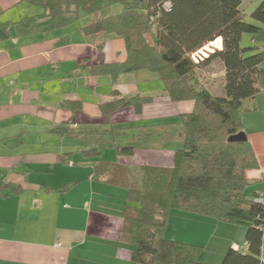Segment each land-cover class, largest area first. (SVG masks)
Segmentation results:
<instances>
[{
	"label": "trees",
	"instance_id": "trees-1",
	"mask_svg": "<svg viewBox=\"0 0 264 264\" xmlns=\"http://www.w3.org/2000/svg\"><path fill=\"white\" fill-rule=\"evenodd\" d=\"M21 1L43 8L41 15L22 19L23 26L39 18H92L119 6L118 12L91 19L81 30L85 36L99 38V48L109 39H120L125 59L85 65L88 73L108 76L115 85L121 76L147 71L161 81L170 103H192L188 112L177 114L176 122L137 127L128 143L112 144L118 155L129 157L135 152V143L177 142L171 166L99 162L93 167L96 180L124 187L129 203L134 204L126 206L121 229L122 240L132 246L131 262L206 264L199 257L202 246L164 237L169 214L179 211L244 229L246 251L229 247L219 264H264V175L259 181L262 191L248 196L246 190L252 183L244 171L257 167L256 158L247 140H227L241 131L243 102L263 85L264 0L249 14L240 9L241 0ZM243 34L249 35L250 45H240ZM218 38L220 48L200 60L202 63L192 60V53ZM212 59L223 66L222 96L211 94L196 73L199 65ZM110 97L99 105L107 120L126 108L139 115L153 99L139 93L122 96L117 90ZM67 106L75 109L80 104L68 101ZM115 131L118 129L111 126L108 133L114 138ZM82 153L97 156L100 150ZM71 185L66 183L57 191ZM254 197L262 201L254 202Z\"/></svg>",
	"mask_w": 264,
	"mask_h": 264
},
{
	"label": "crops",
	"instance_id": "crops-1",
	"mask_svg": "<svg viewBox=\"0 0 264 264\" xmlns=\"http://www.w3.org/2000/svg\"><path fill=\"white\" fill-rule=\"evenodd\" d=\"M42 13L38 4L0 0V264H133L132 246L121 238L130 205L127 190L96 180L93 167L102 161L86 159L91 155L82 152L89 149L81 147L91 131L115 126L99 110L107 97L90 95L96 77L85 65L122 62L124 44L109 39L97 47L99 38L81 30L85 18H39L28 26L20 24ZM260 68L264 72V61ZM139 72L143 71L128 75ZM223 74L217 93L206 87L211 94L223 95ZM122 77L115 85L108 77L110 91L127 97L139 93L135 85L119 84ZM145 95L153 98L151 103L137 117L124 111L127 119L117 126H127L125 122L133 118L142 126L174 123L177 114L192 107L191 102L170 103L162 90ZM68 101L79 102V108H69ZM240 122L257 162L256 168L244 171L252 183L246 190L249 196L262 191L264 81L260 91L243 102ZM150 142L137 144L144 153L140 160L115 152V162L171 166L179 144ZM73 153L80 154L79 169H74ZM66 183L73 185L57 191ZM190 217L194 215L172 211L164 237L200 244L178 237L180 226H186ZM168 229L173 236L166 235ZM244 232L240 242L246 251Z\"/></svg>",
	"mask_w": 264,
	"mask_h": 264
},
{
	"label": "rangeland",
	"instance_id": "rangeland-1",
	"mask_svg": "<svg viewBox=\"0 0 264 264\" xmlns=\"http://www.w3.org/2000/svg\"><path fill=\"white\" fill-rule=\"evenodd\" d=\"M261 0H241V6L240 9L249 14L259 3ZM120 9L119 6H113L109 9H106L104 12L98 13L92 18H85L84 22L87 24L90 22L91 19H96L98 17H101L102 15L106 13H116ZM249 22H252V20L248 19ZM216 40V41H215ZM214 41L215 46H211L206 44L204 47H202L201 52L206 54V57L208 54L212 53L215 49H217L216 45L221 47V39H215ZM241 46H248L250 45L249 41V35L248 34H243L241 37L240 41ZM203 57L202 59L206 58ZM202 63L203 61H198ZM197 63V62H196ZM198 77L200 80L203 81L205 84V87L209 86L210 89H214L213 91H219L222 83V73H223V66L222 64L217 60V59H212L208 61L207 63H204L202 65H199L196 71ZM143 75V76H142ZM146 76V77H145ZM151 76V77H150ZM120 79V78H119ZM95 91L94 93L90 95H102L107 97L105 99L108 100L110 97V82L109 78L107 76H100L96 77L95 79ZM119 81V80H118ZM119 84H124V85H135L137 88L138 92L140 94H158L162 90V84L161 81L157 78L155 74L148 73L146 71L139 72L137 74L133 75H124L120 81ZM125 86V87H127ZM124 87V88H125ZM88 91L86 90V93ZM217 93V92H216ZM124 111H132V108H126L120 111H116L109 115L108 121H110L111 124H115L113 128H117L118 131L116 132L115 137L113 138L110 133H108L110 127L105 126V128H101L99 131H91L89 136L85 138L83 141V146L82 148L85 149H99L100 154L97 156H89L86 157V159L91 160V161H102V162H115L116 160V154L115 150L112 147L113 143L116 145H123L126 144L129 140V138L135 133L137 127H141L143 124H141L137 118H133L131 121L125 122L127 124V128L125 130L121 129L123 127H126L125 125L123 126H117L116 123H121V119H127V116H122V113ZM134 113V112H133ZM119 114V115H118ZM118 115L116 118L114 116ZM137 117V115L134 114V117ZM118 120V121H116ZM105 130L104 132L101 130ZM74 132H77L75 130ZM124 134V135H123ZM156 142V141H151ZM128 143V142H127ZM138 143L133 144L135 148V152L133 156H136L133 161H138L142 158V155L144 153L137 147ZM174 144V143H170ZM71 149L74 148V143L70 142L69 143ZM176 146V145H175ZM76 147V146H75ZM80 160V154L79 153H73V162L76 163L74 166V169H79L80 164L78 161ZM132 164L133 162H129ZM127 202V201H126ZM131 206L134 204H130ZM200 218V219H199ZM202 219V220H201ZM183 224V223H182ZM170 229H168V232L166 233L167 236L171 235L173 236L174 234H170L169 232ZM243 228L238 225H233V224H227V223H217L215 220L207 217H190V219L186 222V226L182 225L180 226V231L178 234V237L184 238L186 240H190L196 243H200L198 245L202 246V251L200 253V261L206 264H219L223 253L226 251L228 244L231 243L232 245H236L237 247H242L243 250V242L241 241V234H242ZM173 232V229H171V233ZM169 233V234H168ZM193 244V243H192ZM241 249V248H240Z\"/></svg>",
	"mask_w": 264,
	"mask_h": 264
},
{
	"label": "built area",
	"instance_id": "built-area-1",
	"mask_svg": "<svg viewBox=\"0 0 264 264\" xmlns=\"http://www.w3.org/2000/svg\"><path fill=\"white\" fill-rule=\"evenodd\" d=\"M203 57H206V54L202 53L201 50H198V51L191 54V58L194 62H198V61L202 60ZM253 201L254 202H261L262 199H261V197H254Z\"/></svg>",
	"mask_w": 264,
	"mask_h": 264
},
{
	"label": "water",
	"instance_id": "water-1",
	"mask_svg": "<svg viewBox=\"0 0 264 264\" xmlns=\"http://www.w3.org/2000/svg\"><path fill=\"white\" fill-rule=\"evenodd\" d=\"M227 140L229 142H240V141H244L246 140V137L244 135V133H242L241 131L234 134V135H230Z\"/></svg>",
	"mask_w": 264,
	"mask_h": 264
},
{
	"label": "bare ground",
	"instance_id": "bare-ground-1",
	"mask_svg": "<svg viewBox=\"0 0 264 264\" xmlns=\"http://www.w3.org/2000/svg\"><path fill=\"white\" fill-rule=\"evenodd\" d=\"M215 41H216V40H215ZM215 41L210 42L209 45H211V46H215V43H216ZM216 47L219 48V46H217V45H216Z\"/></svg>",
	"mask_w": 264,
	"mask_h": 264
}]
</instances>
